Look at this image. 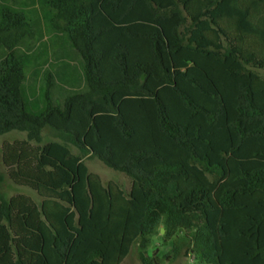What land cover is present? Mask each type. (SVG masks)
Here are the masks:
<instances>
[{
    "label": "trees",
    "instance_id": "1",
    "mask_svg": "<svg viewBox=\"0 0 264 264\" xmlns=\"http://www.w3.org/2000/svg\"><path fill=\"white\" fill-rule=\"evenodd\" d=\"M10 1L0 136L26 140L4 144L2 163L41 202L0 191V264H122L137 243L158 264L148 238L164 223L183 233L174 259L264 264V0H42L75 78L43 70L31 0ZM45 131L57 141L42 145Z\"/></svg>",
    "mask_w": 264,
    "mask_h": 264
},
{
    "label": "rangeland",
    "instance_id": "2",
    "mask_svg": "<svg viewBox=\"0 0 264 264\" xmlns=\"http://www.w3.org/2000/svg\"><path fill=\"white\" fill-rule=\"evenodd\" d=\"M59 59H53L48 68H51L53 64H59ZM26 140V134L20 132H11L6 135L0 136V174L5 175V181L0 187V191L4 197L10 199L11 197L22 194L29 196L34 202L40 204L41 199L37 194L30 189L15 186L6 176V169L2 163V149L6 143L13 144L16 141ZM57 141L49 136L48 131L44 132L42 145ZM70 149L74 155H80L78 149L70 146ZM89 172L93 175L100 177L102 183L107 186L108 184H116L125 192H129L131 189V180L124 174L116 172L108 168L98 158L87 156L85 159ZM183 237V233L180 231L171 232L164 223L158 228L152 235L149 236V244L147 247L148 256L154 259L158 264H198V261L193 260L191 257H180L174 259L171 251L174 245L180 241ZM139 243L135 244L132 248L130 255L125 259L122 264H142L140 257ZM170 257V259H167Z\"/></svg>",
    "mask_w": 264,
    "mask_h": 264
},
{
    "label": "crops",
    "instance_id": "3",
    "mask_svg": "<svg viewBox=\"0 0 264 264\" xmlns=\"http://www.w3.org/2000/svg\"><path fill=\"white\" fill-rule=\"evenodd\" d=\"M22 1L26 3V0ZM41 1L42 0H31V3L28 5V7L21 6V8L26 9V11L30 13L29 16L31 18H34L37 26L40 29V32L43 34V38L41 39L39 45L45 44L47 46L45 51L48 52L50 56L49 64L45 66L43 70L47 71L51 70L52 68L54 69V67H57L56 70H58V73L61 72L60 74H63L68 78H75L79 74L78 64L74 57L67 51V48L64 47L61 36L57 38L55 37V34L58 33L54 32L51 29L47 16L48 14L40 5ZM10 5H12L14 8L20 7H17L16 0H11ZM53 59H59V64L55 63L51 66V68H48L50 63L53 62ZM40 78L41 77H38L36 79L37 83L40 82Z\"/></svg>",
    "mask_w": 264,
    "mask_h": 264
}]
</instances>
